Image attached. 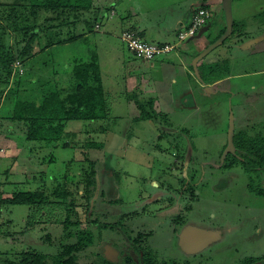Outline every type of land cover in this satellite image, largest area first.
Instances as JSON below:
<instances>
[{"label":"rangeland","instance_id":"1","mask_svg":"<svg viewBox=\"0 0 264 264\" xmlns=\"http://www.w3.org/2000/svg\"><path fill=\"white\" fill-rule=\"evenodd\" d=\"M207 3H209L207 9L211 11L209 24L206 26L208 30L198 36L205 39L204 46L207 45L208 40L216 36L219 30L217 24L212 31L209 30V25L214 24L217 15L212 10L215 2L205 0L204 5L201 6H206ZM262 10H264V0H232V23L239 18L249 21V24L262 20L264 19V15L261 16ZM118 12L119 15L115 17L116 21H119L122 16L121 12ZM221 12L223 21L220 20V23L223 26L225 22L223 6ZM111 14L113 11H110ZM104 24L103 27L101 26L103 28V30L100 29L101 33L93 32L88 37H82L74 42L51 46L26 60L23 66L20 65L21 69L20 67L17 69L19 72L24 69L23 78L30 79L32 83L26 82L24 90L20 89L17 96L21 99L37 101L40 95L48 90L71 89L74 83L71 74L72 61L74 59L85 61L96 54L101 73L103 72L101 74L102 83L110 108L108 117L104 120L67 122L65 131L68 135L63 137L62 141L69 142V146L52 148V145L30 143L26 140V123L7 119V109L12 106L13 99L7 101L6 108L0 111V193L2 196H8L17 188L35 189L42 187L41 183H44L43 187L50 195L59 183L63 184L64 180L71 184L70 187L74 186L73 183L78 185L80 175H83L81 174L82 168L89 169L87 162L80 163L84 156L81 153V146L87 141H94L97 144H103L104 147L101 149L85 148V156L94 161L96 171L95 190L88 208L89 218L96 219L98 223L105 226L121 223L127 226L133 234L137 231H145L144 229L149 227L153 228L154 223L157 222L156 220L144 221L143 218H135L133 214H137L140 210L143 211L142 216H151L149 213L153 214L159 210L158 203L150 199V194L156 193V186L151 187L150 180L156 179L157 175H160L162 170L165 171L164 168L169 167L174 160L171 145H190L197 149L201 147L212 149L218 144L219 147L223 146L224 138L221 135L224 136L227 133L230 111L235 119L237 118L238 125H245L244 120L246 119L242 121V117L238 118L236 107L248 101L245 99L248 97V91L253 94L264 92V50L260 47V43L257 44V50L253 54L247 55V52L243 50L246 42L240 46L242 47L240 49L230 47L229 43L223 44L224 46L221 44L218 48L216 47L217 49L214 48L216 49H213L215 55L211 53V58L217 59L216 63L226 60L228 66L226 70L220 72L221 79L218 85L211 89L212 93L204 95L207 90L206 87L201 86L202 81H200L196 65L199 52L198 50L193 54L190 52L191 42L197 38V35L188 37L176 52L182 49L180 52L191 54V64L183 61L179 52L162 56L169 58L175 53L174 56L179 55L182 61L176 63L174 67L176 73L167 76L168 80L176 79L177 83L170 87L171 91H164V94H161L162 91L158 89V84L150 79V61H142L134 57L125 44L115 37L112 30ZM117 28L118 31L115 34L120 30L119 22ZM247 30L251 37L255 36L254 40H256L259 36L257 28L250 24ZM234 35H237L236 32ZM234 37V40H238V36ZM147 39L150 40L149 37ZM175 40L176 36L170 43ZM37 43L44 44L45 38L41 37ZM37 43L35 44L36 50L39 48ZM209 54L210 52H206L205 55ZM193 60H196L195 63ZM135 64L143 69L147 68L142 71L144 73L141 77L140 74H136L139 79L138 83L142 78V86L148 88L147 93L142 92L141 88H137L139 91L125 89L129 75L139 73L141 69V67L136 69ZM202 64L208 65L209 62L204 61ZM183 67L189 68L191 73L188 74ZM183 72L188 77H192L190 83L196 91H193L191 95L184 83L182 84L184 86L179 85V77ZM150 97L156 100L157 97H165L163 99L165 105L160 107V114L166 115V119L159 117L157 120L135 121L134 112H137L135 116L139 115L135 102ZM216 136H219V139L216 140ZM29 147H33L32 153ZM50 157L53 158L52 161L46 162ZM192 159L191 165L189 164L193 170L192 177L202 176L199 181L202 185L195 186L198 191L197 198L191 201L192 204H196L194 207L192 205L190 207L189 204L186 211H191L196 221L198 218L203 221L210 219L213 223L216 221L222 227L219 230H223L222 238L202 253V256L208 259L203 264H238L241 258L251 253L256 255L262 252L264 235L262 234L261 241H254L256 235L254 230L246 227L242 229L240 226L244 221H251L252 218H247L248 214L244 213L242 217L236 212H230L226 205L222 206L229 200L226 192L223 194L217 192V196L220 194L217 199L210 201L216 192H212L206 178L211 170H215L200 168V165L202 162H210L211 157L197 151L195 158ZM207 165L208 163L205 166ZM7 169H9L8 173ZM173 173L176 171L174 170ZM261 178L264 180V173L261 174ZM165 188L168 187L159 186L161 192ZM50 199L55 202L59 200L54 196ZM112 199L119 200L120 203L117 206H111L107 201ZM204 200L209 202H204ZM237 200L241 202L243 198L240 197ZM182 203V199L179 202L175 201L172 208L176 209ZM51 207H53L52 204L48 209L47 207L42 209L40 213L25 205H8L0 208V264H6V260H14L17 253L26 249L53 254L60 245L74 242V238L64 239L62 225L56 223L57 220H55L58 218L60 221L65 216V210L60 207ZM75 210L82 217L81 206L77 205ZM157 215L155 213L153 216ZM231 215H234L233 218ZM27 221L34 225L26 228ZM203 224L210 225L209 222H203ZM93 230L97 235L94 241L95 247L81 254L80 264H91L95 260L92 253L95 251H100L106 257H108L107 252H111V257L113 256L115 261H118L121 249L119 247L123 245L121 232L119 233L116 228H101L98 231L94 227ZM169 230V227L157 229L158 237L145 239L142 245L149 247L152 245L156 249L160 246V259L167 256L177 261L183 260L185 256L176 247H172V244H176ZM250 244L251 246H247ZM162 246L167 247L169 251L163 252Z\"/></svg>","mask_w":264,"mask_h":264},{"label":"trees","instance_id":"2","mask_svg":"<svg viewBox=\"0 0 264 264\" xmlns=\"http://www.w3.org/2000/svg\"><path fill=\"white\" fill-rule=\"evenodd\" d=\"M113 5L98 7L93 0H0V111L6 108L7 101L13 99L12 106L7 109V119L26 123V140L30 143L52 145V148L69 146V142L62 141L63 137L68 135L65 131L67 122L104 120L108 117L110 108L96 54L85 61L81 59L72 61L71 74L74 83L71 89L48 90L41 94L37 101L21 99L17 96L20 89L24 90L26 82H32L23 78L25 70L19 72L15 62L18 61L23 66L26 60L51 46L74 42L93 32L101 33L102 18L105 13L111 11ZM201 7L208 8L207 5ZM263 15L264 13H261V16ZM245 24V21L234 22L233 29L238 30L240 27H245ZM226 29L225 25L218 35L208 40L200 55L224 44L225 41L220 43L218 38L226 32ZM126 30L135 29L131 27L123 29L118 39ZM41 37L45 38V43L39 45L37 40ZM36 43L39 46L37 50ZM227 66L226 60L208 65L201 64L197 72L202 83L209 84L220 80L219 74L226 70ZM135 104L139 111L135 121L157 120L159 117L166 119V115L160 114L156 99L150 97L136 101ZM234 144L241 150L247 148L250 152L257 153L250 164L252 169L264 166V138L253 139L243 131H239L235 133ZM81 147L84 156L80 163L87 162L89 169L82 168L83 175H80V180L76 182L78 185L73 183L74 186L70 187L71 184L64 180L63 184L59 183L50 195L46 193L44 183H41L42 187L35 189L17 188L8 196H2L0 193V208L8 205H25L38 213L46 207L48 209L51 204L53 206L51 208H63L65 216L60 221L58 218L55 220L62 225L64 239L74 238V242L60 245L53 254L26 249L17 253L14 260H6V264H80L81 254L95 247L94 241L97 235L93 230L94 227L98 231L101 228H116L119 233L121 232L123 244L132 250L133 255L127 252L119 262L114 261L109 255L106 257L100 251H95L92 252L95 260L91 264H188L175 259L159 260L155 251L149 246L142 245L146 239V234L143 232L133 236L128 227L121 223L105 226L96 219L89 218L88 208L95 190L96 171L94 161L85 156V148L101 149L104 145L87 141ZM29 151L32 153L33 147H29ZM52 159L50 157L46 162ZM6 172L8 173L9 169ZM52 196L59 200L51 201ZM109 203H119V200H110ZM77 205L83 209L82 217L75 210ZM33 225L32 222L27 221L26 228ZM258 259L259 257L242 258L238 264H249Z\"/></svg>","mask_w":264,"mask_h":264},{"label":"flooded vegetation","instance_id":"3","mask_svg":"<svg viewBox=\"0 0 264 264\" xmlns=\"http://www.w3.org/2000/svg\"><path fill=\"white\" fill-rule=\"evenodd\" d=\"M264 13V10H262ZM238 21H245V27H240L238 30H234V33L236 32L237 35H234L233 33V24L232 23V29L230 34L226 37L224 40V44L230 45L232 48H242L240 47L245 42V46L243 48L244 52H247V55L253 54L257 50V44L261 43L260 47H263L264 50V20L255 21L253 23L254 27L257 28V31H259V36L254 40V37H251L249 34L250 32L247 30V26L250 25L249 21H246L245 19H241ZM237 22V21H235ZM209 20L205 24L204 27L208 26ZM217 23L214 22V24L210 26V31L213 30V27ZM226 25V22L224 23ZM224 25V26H225ZM223 27H219V30L216 35H218ZM203 27V28H204ZM247 34V36H246ZM245 35V36H244ZM234 36H238L237 39H233ZM245 37V38H244ZM235 38V37H234ZM248 41V42H247ZM255 47L253 48V46ZM224 46V45H223ZM243 52V53H244ZM248 97L245 99L248 100L247 102L240 103V108H238L241 112L242 121L244 119L245 125H238L237 118L235 119V116H233V124H234V135H233V147L227 148L228 143V130L227 133L221 135L224 138V144L223 146L219 147V144L216 146V148L209 149L207 147H201L197 149V147L194 146H178V145H171L172 146V157L174 160L170 164L169 167H165V171L162 170V173L160 175H157L156 179L150 180V185L156 186V190L153 194H150V199L153 202L158 203L159 210L155 211L153 214L149 213L151 216H142V212L140 211L137 214H133L135 218L140 217L143 218L144 221L147 220H156L157 222L154 223V227H149L148 229H144L145 231H137L133 234H138V232H143L146 234V239H152L154 236L158 237L157 229L166 228L169 227V231L171 232L170 235L172 239L174 240L176 245L172 244V247H176L180 253H182L185 257L183 260H180L179 262L188 264H203L205 260H208L207 258H204L202 256V253L206 251L212 244L218 242L222 238L223 230L220 225L215 221L214 223L212 220L208 219L206 221H203L202 219L198 218V221H196L195 217L193 216L192 212H187L186 209H188V206L190 204V207H194V204H192L193 198H195L198 193L196 191L195 186H201L202 183L199 182L202 179V176H197L196 178L192 177V169L189 167V164L193 160L192 158H195V153L199 151V153L203 155H209L211 157V161L207 162L208 165L205 166L207 163L202 162L200 165V168L206 167V168H213L215 171H212L207 176L206 180L209 182V186L213 190L212 192L215 193V196L213 198H210V201L216 200L217 197L220 195L218 193H224L226 192V195L228 197V201L226 204H222V206L227 207V209L230 212H236L237 214L242 215L248 214L246 217H251V221H244L240 226L245 228H249L251 230H254V233L256 234L254 237V241H261L264 235V180L261 178V174L264 173V166L262 167H256L255 169H252L250 167L252 158L257 154L254 153L255 151L250 152L247 148L246 149H240L239 147H236L234 144V136L236 132L243 131L247 134L248 137H251L253 139H260L264 138V92H260V94H253L251 91L247 92ZM233 114V113H232ZM244 117V118H243ZM229 127V125H228ZM219 139V136H216V140ZM164 153V151H161ZM191 165V164H190ZM176 171V173H173V171ZM178 171V172H177ZM166 172L168 174H166ZM179 173V174H178ZM201 174V173H200ZM202 175V174H201ZM168 176V177H167ZM204 179V178H203ZM167 186L168 188H165L163 192L160 191L159 186ZM152 190V189H151ZM169 191V192H168ZM171 193V194H169ZM243 198V201H238L237 198ZM197 198V197H196ZM183 200V203L181 206H179L176 209L172 208V205L176 202H179V200ZM110 201V200H109ZM109 201H107L109 203ZM114 201V199H112ZM204 202H209L207 200H204ZM120 203V202H119ZM119 203H112L111 206H117ZM211 203V202H210ZM216 203V202H215ZM218 203V202H217ZM256 205V207H255ZM118 210L119 207H116ZM217 210L219 211V207H217ZM159 211V212H158ZM133 213V211H132ZM155 213H157V216H153ZM228 216V215H227ZM234 215H231V217ZM240 216V217H241ZM170 217V219L168 218ZM233 218V217H232ZM257 218V219H253ZM261 218V219H260ZM260 219V220H259ZM201 220L202 222H200ZM150 222V221H149ZM203 222H209L210 225L206 226L203 224ZM220 226V227H219ZM263 228V231L261 232ZM190 229L192 232L190 235L186 236L187 241L186 243L188 245H182L181 243V236L182 233L185 230ZM198 230L207 231L208 233L212 232H220L219 238L212 239L211 237L203 241L201 238V235L199 234ZM261 232V233H260ZM154 237V238H155ZM185 237V239H186ZM209 237V236H208ZM193 240V241H192ZM197 240V242H196ZM192 242H196L198 244L197 250L192 249L189 250L187 246L192 245ZM205 246L201 247V245ZM264 244V240H263ZM247 246H251L247 245ZM160 247V246H159ZM156 249L152 245L150 248L156 252L158 258L160 257V248ZM119 251V258L118 261H121V256L125 255V253H129L130 255H133V252L128 246L125 244L122 245V247ZM167 247L162 246V251H169V249H166ZM113 249V248H112ZM206 249V250H205ZM109 257L114 259V257H111V252H107ZM257 258L258 260H255L249 264H264V250L256 255H253V253L243 257V258ZM167 260L172 259L170 257H164L159 258V260ZM242 259V258H241ZM240 259V260H241ZM117 260V259H116ZM239 260V261H240ZM115 261V259H114ZM177 261V260H176Z\"/></svg>","mask_w":264,"mask_h":264},{"label":"crops","instance_id":"4","mask_svg":"<svg viewBox=\"0 0 264 264\" xmlns=\"http://www.w3.org/2000/svg\"><path fill=\"white\" fill-rule=\"evenodd\" d=\"M93 1L95 6L98 7L114 4L111 8V11H113V15L110 16L109 14L110 12L105 13V15L102 18V23L100 24V28L101 26L103 27V24L105 23L104 25L108 26L112 30L115 37L118 38L119 33L123 29L131 27L134 28L135 30L137 29L139 34L142 35V37L147 41H153V42L156 41V43H170L174 41L176 33L182 27H184L190 22L194 10L197 9L198 7H201V5H204L203 1L205 0H93ZM213 2H215V6L214 9L212 10H214L217 15V18L216 20H214V22H216L219 27H223L225 24L221 26L220 23V20L223 21L221 18L222 0H213ZM208 4L209 3H207L206 5ZM118 11L121 12L122 16L120 17L119 21H116L115 17L119 15ZM241 19L242 18H239L238 20ZM118 22L120 23V30L117 34H115L118 31L117 28ZM147 37H149L150 40H148ZM204 40H205L204 38L201 39L200 37L193 39L190 48L191 54L196 53L195 52L196 50H198L199 52L198 55L201 54V52L205 48ZM214 50L210 51L209 55L207 56L205 55L204 57L198 60L196 64L197 68L204 61L209 62V64L216 63L215 60L217 59L211 58V53L215 55ZM180 51H182V49L177 52H179V54L183 57L182 60L188 62V64H191L192 61L191 54H184ZM177 52L175 51V53ZM175 53L172 55V57L169 58L159 57L149 63L150 70L149 69L148 70L151 73L150 79L152 82H156L158 84V89L162 91L161 94H164V91H171L170 87L174 86L175 83H177L176 79H169V80L167 79V76L176 73V70L174 69L176 63H181L182 61L181 59H179L178 57L179 55L174 56ZM135 67L136 69H138L141 66L135 64ZM183 68L186 69L185 71L188 74L191 73L189 68L187 67H183ZM146 69H143L141 67L139 73L136 72L134 74H130L129 77L127 78L126 84L128 85H126L125 89L128 88L130 90H134V89L137 90V88H141L142 92H146L148 88L142 86L143 83L142 78L140 80V83H138L139 79L136 77V74H140L141 77V75L144 73L142 71H145ZM101 74H103V72ZM185 74L186 73L183 72L181 77H179V85H182L184 83L187 91H189L191 95L193 91L194 92L196 91V89L190 83L192 82L191 81L192 77H188V75ZM218 83L219 80L209 84L202 83L201 86L206 87L207 90V92L204 93V95H207L208 93H212L211 89L216 85H218ZM164 98L165 97H161V98L157 97L156 104L158 106L159 111H160V107H163V105H165L163 102ZM238 108H240V106L236 107L239 118V116H241V112ZM135 114H137V112H134V119L137 117L135 116Z\"/></svg>","mask_w":264,"mask_h":264},{"label":"built area","instance_id":"5","mask_svg":"<svg viewBox=\"0 0 264 264\" xmlns=\"http://www.w3.org/2000/svg\"><path fill=\"white\" fill-rule=\"evenodd\" d=\"M211 13L207 8H198L191 16L190 22L177 32L173 43H150L135 30H126L121 33L120 40L128 50L139 60L153 61L156 58L167 56L175 52L188 37L194 36L209 20ZM19 63L15 66L19 67Z\"/></svg>","mask_w":264,"mask_h":264},{"label":"water","instance_id":"6","mask_svg":"<svg viewBox=\"0 0 264 264\" xmlns=\"http://www.w3.org/2000/svg\"><path fill=\"white\" fill-rule=\"evenodd\" d=\"M231 1L232 0H222V6H223V9H224V13H225V22H226V26H227V29H226V32L220 37L219 41H221L220 43H222L226 37L230 34L231 32V29H232V12H231ZM208 28L207 27H204L202 28L199 33L197 34V37L200 36L202 33L204 32H207ZM225 38V39H224ZM207 52V51H206ZM205 52V53H206ZM202 54V55H205ZM202 55H199V58L197 60H199L200 58H202L203 56ZM196 60H194L193 62L195 63ZM198 62V61H197ZM201 81V80H200ZM233 114H232V111H230V120H229V127H228V143H227V148H232L233 147V135H234V124H233ZM191 230L188 229V230H185L183 233H182V236H181V243L182 245H188L186 243L187 241V237L188 235L191 234ZM198 232H200L199 234L201 235V238L203 241H206L208 240L210 237H211V240L213 239H217L219 238V235H220V232H212L211 234L208 233L207 231H203V230H198ZM209 236V237H208ZM186 237V239H185ZM193 241V240H192ZM197 242V240H196ZM194 243L192 242L190 246H187L189 250L192 251L191 248L193 249H196L199 248L198 247V244L197 243ZM204 245H201V247L205 246V243H203Z\"/></svg>","mask_w":264,"mask_h":264},{"label":"clouds","instance_id":"7","mask_svg":"<svg viewBox=\"0 0 264 264\" xmlns=\"http://www.w3.org/2000/svg\"><path fill=\"white\" fill-rule=\"evenodd\" d=\"M198 8H201V7H198ZM198 8H197V9H198ZM197 9H195L194 12H195ZM194 12H193V13H194ZM210 13H211V11H210ZM185 26H186V25H185ZM204 26H205V25H204ZM204 26H203V27H204ZM203 27H202V28H203ZM182 28H183V27H182ZM182 28H181V29H182ZM202 28H201V29H202ZM197 34H198V32H197L195 35H197ZM195 35H194V36H195ZM192 37H193V36H192ZM138 60H139V59H138ZM142 61H143V60H142ZM150 62H151V61H150Z\"/></svg>","mask_w":264,"mask_h":264}]
</instances>
